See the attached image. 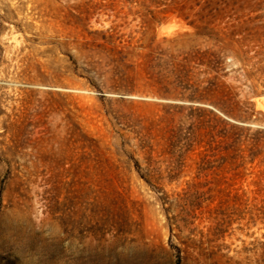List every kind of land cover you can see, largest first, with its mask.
Here are the masks:
<instances>
[{
  "label": "rangeland",
  "instance_id": "obj_1",
  "mask_svg": "<svg viewBox=\"0 0 264 264\" xmlns=\"http://www.w3.org/2000/svg\"><path fill=\"white\" fill-rule=\"evenodd\" d=\"M206 50L264 127V0H0V264H264V196L223 213L139 177L140 125L190 103L149 92L143 56L202 79ZM154 157L167 193L194 176Z\"/></svg>",
  "mask_w": 264,
  "mask_h": 264
},
{
  "label": "trees",
  "instance_id": "obj_2",
  "mask_svg": "<svg viewBox=\"0 0 264 264\" xmlns=\"http://www.w3.org/2000/svg\"><path fill=\"white\" fill-rule=\"evenodd\" d=\"M206 54L214 62L210 65L208 59L202 74L212 75L202 79L194 78L186 57L178 64L166 62L168 69L160 72L154 70L159 64H153L151 52L143 56L148 91L190 103H166L161 114L155 113L140 125L144 167L139 164V177L158 196H225L221 212H234L239 210L241 196H264V127L244 124L260 121L254 105L237 99V93L219 78V57L207 50ZM194 152L196 158L188 164V156ZM155 153L164 155L169 182L178 179L185 168L194 170L185 187L167 193L157 186L162 176L160 167H155ZM248 176L251 188L236 186Z\"/></svg>",
  "mask_w": 264,
  "mask_h": 264
}]
</instances>
